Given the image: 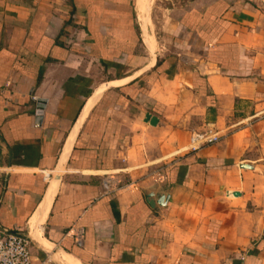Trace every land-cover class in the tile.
Wrapping results in <instances>:
<instances>
[{"label":"crops","instance_id":"1","mask_svg":"<svg viewBox=\"0 0 264 264\" xmlns=\"http://www.w3.org/2000/svg\"><path fill=\"white\" fill-rule=\"evenodd\" d=\"M124 10L0 0V224L35 264H264V0H193L154 50L107 22ZM202 133L218 143L191 151Z\"/></svg>","mask_w":264,"mask_h":264},{"label":"built area","instance_id":"2","mask_svg":"<svg viewBox=\"0 0 264 264\" xmlns=\"http://www.w3.org/2000/svg\"><path fill=\"white\" fill-rule=\"evenodd\" d=\"M219 138L211 133L193 134L190 150L197 151L203 147L218 143ZM133 182H122L112 177H106L102 188L106 195H115L127 191ZM75 242L82 246L84 239L82 232L74 235ZM33 241L27 234L11 231L0 224V264H35L32 253Z\"/></svg>","mask_w":264,"mask_h":264},{"label":"rangeland","instance_id":"3","mask_svg":"<svg viewBox=\"0 0 264 264\" xmlns=\"http://www.w3.org/2000/svg\"><path fill=\"white\" fill-rule=\"evenodd\" d=\"M191 1L193 0H149L148 12L145 11V13L147 12L145 16H142V14H140L136 8V12H135L136 30L144 40L145 38L146 40L147 39L150 40L151 43L149 41L148 42L150 43L152 50L155 49V38L151 34L153 35L155 34L156 37L159 39V42H162L161 41L162 38L164 41H166L165 36L167 35L170 28L171 11L178 9L181 6H185ZM168 45L170 46L171 44L169 43ZM139 50L141 52L145 51L147 54V49L145 48L144 45H141L139 47ZM156 54L162 55L161 47L157 48ZM151 55L152 53L150 52V56ZM146 58H148V54L146 55ZM141 60L142 62H146L144 57Z\"/></svg>","mask_w":264,"mask_h":264},{"label":"trees","instance_id":"4","mask_svg":"<svg viewBox=\"0 0 264 264\" xmlns=\"http://www.w3.org/2000/svg\"><path fill=\"white\" fill-rule=\"evenodd\" d=\"M127 4L129 5V10L130 11H128V10H126V11L124 10L122 12L120 11L119 12L120 13L119 16L118 15L112 16V14H110V12H109L108 13L109 15L106 18V20H107L108 23H111V21H112L111 18H113L114 19V23L116 24L114 26V30L115 31H118V30H120V28H123V29H126L128 31L129 35L133 34L136 37L138 32L136 30L135 14L133 12V0H127ZM70 14H71L70 21H69L70 24L69 23L68 24L71 27V26H73L71 24H72V19H73L74 15H75V9H72ZM120 16L122 17V19L120 18ZM81 26L84 27L83 25H81ZM130 38H131V36H130ZM136 44H138L137 41H134V39H133L132 43H130V47L131 48H135V46H137Z\"/></svg>","mask_w":264,"mask_h":264},{"label":"bare ground","instance_id":"5","mask_svg":"<svg viewBox=\"0 0 264 264\" xmlns=\"http://www.w3.org/2000/svg\"><path fill=\"white\" fill-rule=\"evenodd\" d=\"M147 2H148V0H137V7H138V12L140 13V14H143V15H145V11H146V8H147ZM50 195H48L46 198H45V200H44V202H43V204H42V206L40 207V210H39V212L41 213V215L43 216V211L45 210V207H46V205H47V201H48V197H49ZM40 213H38L39 215H40ZM39 217V216H38ZM36 237V240L38 241V242H40V244L42 245V246H44L46 249H48L49 251H51V249H52V247L41 237V235H36L35 236ZM54 251V250H53ZM54 253V252H53ZM55 258L57 259V260H59V261H61L62 262V264L64 263V264H79L76 260H74L73 258H71L70 256H67V255H65V254H61V255H59V252H56L55 253Z\"/></svg>","mask_w":264,"mask_h":264},{"label":"water","instance_id":"6","mask_svg":"<svg viewBox=\"0 0 264 264\" xmlns=\"http://www.w3.org/2000/svg\"><path fill=\"white\" fill-rule=\"evenodd\" d=\"M38 112L37 115L39 118L43 116V110H44V102H39L37 106ZM146 122L149 123L151 126H156L158 123V120L156 118L151 117L150 115L146 116ZM169 197L167 195H159L158 197L154 196L153 193L147 194V201L149 205L153 208H164L167 206Z\"/></svg>","mask_w":264,"mask_h":264}]
</instances>
